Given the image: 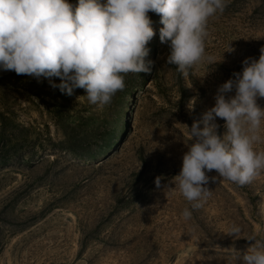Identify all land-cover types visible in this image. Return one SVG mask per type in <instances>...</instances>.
<instances>
[{
    "label": "rangeland",
    "instance_id": "1",
    "mask_svg": "<svg viewBox=\"0 0 264 264\" xmlns=\"http://www.w3.org/2000/svg\"><path fill=\"white\" fill-rule=\"evenodd\" d=\"M227 5L208 25L205 50L222 60L217 65L202 63L188 78L167 65L163 25L153 13L151 72L130 73L104 108L76 89L57 124L46 110L47 79L0 70L9 75L0 78V264H239L236 250L254 243L247 237L264 241V172L243 187L207 173L217 180L196 210L174 188L191 142L188 127L214 106L218 87L242 71V61L258 59L264 47V0ZM229 45L234 52H226ZM257 103L264 108V99ZM65 120L80 125L70 131ZM216 123L223 136L225 121ZM108 130L104 144L98 136ZM255 148L264 151V143ZM233 225L238 237L229 236Z\"/></svg>",
    "mask_w": 264,
    "mask_h": 264
},
{
    "label": "clouds",
    "instance_id": "2",
    "mask_svg": "<svg viewBox=\"0 0 264 264\" xmlns=\"http://www.w3.org/2000/svg\"><path fill=\"white\" fill-rule=\"evenodd\" d=\"M227 6V0H0V70L47 79L67 96L83 89L89 104L104 108L125 89L127 74L151 72L147 45L156 33L150 12L163 25L159 39L169 48L166 64L188 78L196 66L222 61L205 48L210 18ZM234 51L229 45L226 52ZM259 51L258 59L242 61V71L218 87L214 106L188 127L190 146L173 180L193 210L212 194L207 185L217 177L207 173L215 170L243 187L264 172V151L255 148L264 143V108L257 103L264 99V47ZM217 118L225 121L223 136ZM155 184L161 187V177ZM182 217L190 219L192 211L185 208ZM240 233L237 225L229 229V236ZM246 239L254 243L243 253L236 250L239 264H264V241Z\"/></svg>",
    "mask_w": 264,
    "mask_h": 264
},
{
    "label": "trees",
    "instance_id": "3",
    "mask_svg": "<svg viewBox=\"0 0 264 264\" xmlns=\"http://www.w3.org/2000/svg\"><path fill=\"white\" fill-rule=\"evenodd\" d=\"M70 3H73V0H69ZM150 17L153 15L152 12H150L148 14ZM9 75L8 74H2V72L0 71V78H4V82H7L9 80ZM132 79V75L127 74L125 76V83L130 81ZM51 89V94H50V97H49V100L46 101V110H47V113L49 115V118L52 120V122L54 124H57L61 119L64 118L63 116V102H65L64 100H66V95L65 94H62L58 89H53L52 87H50ZM118 93H122V91H119L117 92L116 94ZM38 98H42V97H38ZM64 125V128H69L70 131H73L74 128H76L78 125H80L79 122H77L76 124L74 123H71L70 121L68 120H65V123L63 124ZM110 135H111V130H108V131H105L102 135L98 136L99 137V140L102 142V143H106L108 139H110ZM76 137H72L70 140L73 141V142H77L75 141ZM82 140V139H80Z\"/></svg>",
    "mask_w": 264,
    "mask_h": 264
}]
</instances>
